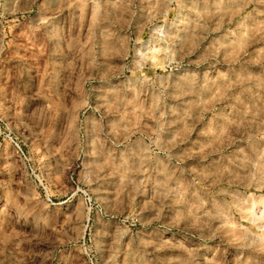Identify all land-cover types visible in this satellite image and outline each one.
<instances>
[{
	"label": "rangeland",
	"instance_id": "obj_1",
	"mask_svg": "<svg viewBox=\"0 0 264 264\" xmlns=\"http://www.w3.org/2000/svg\"><path fill=\"white\" fill-rule=\"evenodd\" d=\"M0 264H264V0H0Z\"/></svg>",
	"mask_w": 264,
	"mask_h": 264
}]
</instances>
